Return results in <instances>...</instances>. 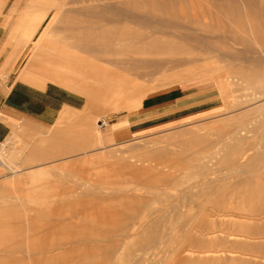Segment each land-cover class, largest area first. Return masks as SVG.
Returning a JSON list of instances; mask_svg holds the SVG:
<instances>
[{
    "label": "rangeland",
    "instance_id": "1",
    "mask_svg": "<svg viewBox=\"0 0 264 264\" xmlns=\"http://www.w3.org/2000/svg\"><path fill=\"white\" fill-rule=\"evenodd\" d=\"M33 1L0 0V86L61 77L28 71L56 115L0 143V264H264V88L238 75L264 80V0H173L163 29Z\"/></svg>",
    "mask_w": 264,
    "mask_h": 264
},
{
    "label": "crops",
    "instance_id": "2",
    "mask_svg": "<svg viewBox=\"0 0 264 264\" xmlns=\"http://www.w3.org/2000/svg\"><path fill=\"white\" fill-rule=\"evenodd\" d=\"M42 10L45 11V6L42 7ZM72 60L74 59H70L67 64L71 65ZM32 63L37 67L36 69H33V64H30L27 66H30L28 70L19 72L10 85L0 86V143L17 134L19 129L21 130L25 126L45 127L52 122L56 115L57 96L49 89L42 90L36 87V85L41 86L42 81L34 78L28 71H50V75L61 77L57 72L59 69L54 66L51 69H39L40 66L44 68L45 64ZM82 67L87 70L89 65L83 62ZM24 74L29 77L28 82L21 80ZM92 79L94 81L96 78ZM78 85L80 86V84ZM103 89L102 87L101 90ZM109 99L111 101L110 106H116L115 101L111 97Z\"/></svg>",
    "mask_w": 264,
    "mask_h": 264
},
{
    "label": "bare ground",
    "instance_id": "3",
    "mask_svg": "<svg viewBox=\"0 0 264 264\" xmlns=\"http://www.w3.org/2000/svg\"><path fill=\"white\" fill-rule=\"evenodd\" d=\"M33 1V0H32ZM37 2H38V0H36ZM35 1V2H36ZM45 1V0H44ZM51 1V0H50ZM49 1V2H50ZM88 2V1H91L92 3H93V1L94 0H53V2L51 1L49 4H47V2H45L46 4L44 5L41 1V3L45 6V10H48L49 8H53V10L54 9H56L57 7H61V6H69L70 4L69 3H75V2ZM96 1V0H95ZM94 1V2H95ZM98 1V0H97ZM123 2H124V5H125V7H117V9L114 11V14L112 15V19L115 21V23L116 22H122V21H127L126 23H135V24H139V25H144V26H147V27H155V28H158V29H160V28H162L163 29V27H166V26H177V21L175 20V18H174V11H172V9H169V5L171 4L172 5V2H173V0H122ZM35 2H34V4H35ZM40 2H38V3H40ZM38 3H36L35 5H36V7L35 6H33V8H37V6L39 5L40 7L42 6L43 7V5H41V3L40 4H38ZM67 4H69V5H67ZM33 5V4H32ZM92 5V4H91ZM170 5V6H171ZM71 6V5H70ZM80 7H81V5H80ZM82 7H85L86 8V6H83L82 5ZM172 7V6H171ZM72 8V7H71ZM61 9V8H60ZM109 9V8H108ZM52 10V11H53ZM74 10V9H73ZM86 11H87V9H85ZM91 10V9H90ZM104 10V9H103ZM50 11V10H49ZM59 11H61V10H59ZM59 11H58V13H59ZM137 11V12H136ZM156 11H159L160 12V15L158 16H155L154 15V13L156 12ZM46 12V11H45ZM45 12H43V13H45ZM56 12V11H55ZM55 12H50L51 13V16H52V13L53 14H55ZM136 12V13H135ZM139 12V14H137ZM33 14V13H32ZM42 14V13H41ZM60 14V13H59ZM135 14H137V15H135ZM158 14V13H157ZM38 15V14H37ZM65 15V14H64ZM33 16V15H32ZM47 16V15H46ZM54 16V15H53ZM56 16V15H55ZM59 16H61V14L59 15ZM75 16V15H74ZM74 16H73V18H74ZM34 18H35V16H33ZM37 17V16H36ZM62 17H63V14H62ZM66 17V16H65ZM64 17V18H65ZM92 17V16H91ZM211 17V16H210ZM237 17V16H236ZM239 17V16H238ZM30 18H31V16H30ZM38 18V17H37ZM52 18H54V17H52ZM51 18V19H52ZM64 18H62V19H64ZM68 18V17H67ZM95 18V17H94ZM107 18V17H106ZM60 19V18H59ZM66 19V18H65ZM64 19V20H65ZM85 19H87V18H85ZM31 20H34L33 18L31 19ZM30 20V21H31ZM64 20L62 21V22H64ZM68 20H70V19H68ZM263 20V19H262ZM57 21H60V20H57ZM80 21V20H79ZM237 21H239L240 23H244L245 24V21L244 20H241V19H238ZM249 21V20H248ZM31 22H33V24H32V26H34V21H31ZM30 22V23H31ZM70 22V21H69ZM100 22V21H99ZM61 23V22H60ZM87 23V22H86ZM114 23V24H115ZM129 23H128V25H129ZM217 23V22H216ZM239 23V24H240ZM253 23V22H252ZM64 24V23H63ZM69 24V23H68ZM88 24V23H87ZM244 24H242V25H244ZM251 24V23H250ZM29 25V24H28ZM66 25H67V23H66ZM73 25H75L74 23H73ZM127 25V24H126ZM138 25V26H139ZM253 25H256V27H257V29H264V22H261V21H259V20H255L254 21V24H252V26ZM90 26V25H89ZM132 26V25H131ZM245 26V25H244ZM30 27H31V25H30ZM35 27V26H34ZM67 27V26H66ZM93 27V26H92ZM96 27V26H95ZM114 26H112V28H113ZM123 27V26H122ZM126 27H129V26H126ZM133 27V26H132ZM132 27H130V28H132ZM243 27V26H242ZM32 28V27H31ZM78 28V27H77ZM99 28V27H98ZM123 28H125V27H123ZM134 28H136V25L134 26ZM63 29V28H62ZM104 29H105V27H104ZM133 29V28H132ZM168 29V28H167ZM174 29V28H173ZM125 31H126V29H124ZM128 30V29H127ZM131 30V29H130ZM25 31V30H24ZM52 31V30H51ZM50 31V32H51ZM80 31V29L78 30V33H80L79 32ZM90 31V30H89ZM92 31V30H91ZM104 31V30H103ZM105 31H106V29H105ZM116 31H118V30H116ZM132 31V30H131ZM138 31V30H137ZM160 31V30H159ZM259 31H261V30H259ZM62 32L64 33L65 31H63L62 30ZM73 32V31H72ZM98 32H99V30H98ZM102 32V31H101ZM119 33V35H118V38H122V36H126L125 34H124V32H122V31H118ZM128 32V31H127ZM161 32V31H160ZM215 32V31H214ZM75 33V32H74ZM142 33H143V31H142ZM212 33V32H211ZM260 33V32H259ZM52 34V33H51ZM99 34V33H98ZM130 34H132V33H130ZM129 34V35H130ZM219 34V33H218ZM235 34V33H234ZM71 35V34H70ZM77 35V34H76ZM79 35V34H78ZM259 35V34H258ZM60 36H62V34L60 35ZM88 36V35H87ZM94 36V35H93ZM253 36V35H252ZM67 37V36H66ZM66 37H65V40H66ZM128 37V36H127ZM130 37H136V36H130ZM141 37V36H140ZM233 37H235V38H237V40L238 39H240V38H238V37H236V36H233ZM259 37L260 38H264V36H262V34L260 33V35H259ZM57 38V37H56ZM59 38V40L61 41V39H60V37H58ZM62 38V37H61ZM71 38H72V35H71ZM81 38V36L79 37V39ZM86 38V37H85ZM85 38H83V39H85ZM95 38H97V37H95ZM138 38V37H137ZM242 38V37H241ZM63 39V38H62ZM73 39V38H72ZM100 39V38H99ZM123 39V38H122ZM133 39H135V38H133ZM144 39V38H143ZM220 39V38H219ZM39 40H40V38H39ZM38 40V41H39ZM82 40V39H81ZM80 40V41H81ZM97 40V39H96ZM101 40V39H100ZM124 40H125V38H124ZM127 40V39H126ZM139 40V39H138ZM159 40V39H158ZM75 41V40H74ZM73 41V42H74ZM76 41H77V39H76ZM94 41V40H93ZM93 41H91V42H93ZM140 41V40H139ZM138 41V42H139ZM145 41V40H144ZM160 41V40H159ZM165 41V40H164ZM171 41V40H170ZM67 42V41H66ZM89 42V41H88ZM137 42V41H136ZM175 42V41H174ZM215 42V41H214ZM80 43V42H79ZM79 43H76V44H79ZM106 43V42H105ZM161 43H162V41H161ZM164 43V42H163ZM175 43H177V42H175ZM213 43V42H212ZM124 45H126L127 46V48H128V45L127 44H125V43H123ZM132 44V43H131ZM134 44V43H133ZM132 44V45H133ZM183 44V43H182ZM182 44H181V46H182ZM99 45V44H98ZM108 45V44H107ZM112 45V44H111ZM149 45H151L150 43H149ZM158 45V44H157ZM162 45V44H161ZM161 45H159V47L161 46ZM165 45V44H164ZM173 45V44H172ZM166 46V45H165ZM177 46V45H176ZM185 46V45H184ZM183 46V47H184ZM224 46V45H223ZM43 47V46H42ZM84 47V46H83ZM115 47V46H114ZM138 47V46H137ZM154 47V46H153ZM169 47V46H168ZM182 47V48H183ZM221 47V46H220ZM225 47V46H224ZM38 48H39V46H38ZM41 48V47H40ZM119 48V47H118ZM130 48V47H129ZM156 48H157V46H156ZM170 48V47H169ZM169 48L167 49V50H169ZM178 48V47H177ZM186 48V47H185ZM184 48V49H185ZM86 49H87V47H86ZM110 49V48H109ZM134 49V48H133ZM155 49V48H154ZM161 48H159V50H160ZM218 49V48H217ZM41 50H42V48H41ZM43 50H44V48H43ZM125 50V49H124ZM137 50V49H136ZM153 50V49H152ZM166 50V49H165ZM186 50V49H185ZM220 50V49H219ZM223 50H226V49H223ZM232 50V49H231ZM52 51V50H51ZM51 51H49V52H51ZM151 51V50H150ZM161 51H163V50H161ZM178 51V50H177ZM181 51H182V49H181ZM45 52V51H44ZM46 52H48V51H46ZM116 52V51H115ZM183 52V51H182ZM53 54H56V53H54V52H52ZM107 53V52H106ZM133 53V52H132ZM152 53V52H151ZM162 53H164V52H162ZM174 53V52H173ZM172 53V54H173ZM58 54V53H57ZM95 54V53H94ZM110 54V53H109ZM175 54V53H174ZM178 54V53H177ZM239 54H241V53H237V52H235V55H239ZM141 55H143L142 53H141ZM61 56V55H60ZM146 56V55H145ZM57 57H58V55H57ZM149 57V56H148ZM147 57V58H148ZM166 58V57H165ZM186 58V57H185ZM63 59V58H62ZM142 59V58H141ZM145 61H147V60H145ZM152 61V60H151ZM119 62V61H118ZM122 62H124V61H122ZM126 62V61H125ZM124 64V63H123ZM147 64V63H146ZM160 64H162V62L160 63ZM138 65V64H137ZM142 67H143V65H142ZM143 68H145V67H143ZM240 70V69H239ZM239 70H237V73H238V71ZM96 71V70H95ZM241 72H242V70H241ZM238 75L239 76H241V78H243L244 80H245V82H247V84L248 85H250V86H253L254 88L255 87H259V89H263L264 88V80H263V75L262 76H258V78H260V77H262V80H260V79H258L257 78V76L255 75H252L251 73L250 74H243V73H241V75H240V72L238 73ZM256 90V89H255ZM66 112H67V110H65ZM63 112V111H62ZM61 112V113H62ZM64 113V112H63ZM72 117V116H71ZM186 130V129H185ZM88 131H89V129H88ZM94 131V133H95V129L93 130ZM93 134V133H92ZM91 138V137H90ZM92 140L94 139L93 137L91 138ZM258 144V143H257ZM257 181V180H256ZM232 233V232H231ZM230 236H232V235H230ZM233 237H235V235L233 236ZM239 237H240V235H239ZM260 239V238H259ZM235 240H239V239H235ZM245 239H243V241H244ZM247 240V239H246ZM250 240V239H249ZM248 240V241H249ZM261 240V239H260ZM240 242V241H239ZM245 243V242H244ZM243 245V244H242ZM227 250V249H226ZM201 251V250H200ZM213 251V250H212ZM211 251V252H212ZM216 251V250H215ZM221 251V250H220ZM225 251V250H224ZM223 251V252H224ZM231 251V250H230ZM237 251V250H236ZM203 252H205V250L203 251ZM217 252H218V250H217ZM222 252V251H221ZM222 252V253H223ZM228 252V251H227ZM233 252V251H232ZM199 253V252H198ZM207 253V252H206ZM220 253V252H219ZM221 253V255H223V254H225V252L222 254ZM229 253V252H228ZM236 253H238V251L236 252ZM243 254H244V252H242ZM200 254V253H199ZM207 254H210V253H207ZM216 254V253H215ZM218 254V253H217ZM216 254V255H217ZM248 254V253H247ZM246 254V255H247ZM195 255H197V254H195ZM201 255L203 256V253H202V251H201ZM212 255V254H211ZM219 255V257L221 256L220 254H218ZM231 255V254H230ZM229 255V256H230ZM236 255V254H235ZM240 255H242L241 253H240ZM245 255V254H244ZM253 255V254H252ZM199 256V255H198ZM213 256V255H212ZM226 256V255H225ZM227 256H228V254H227ZM226 256V257H227ZM206 257V256H205ZM214 257V256H213ZM222 257V256H221ZM220 257V258H221ZM238 257H240L239 255H238ZM242 257V256H241ZM240 257V258H241ZM245 257V256H244ZM247 257V256H246ZM248 257H251V255H249L248 254ZM247 257V258H248ZM253 257V256H252ZM256 257V256H255ZM255 257H253V259L255 258ZM229 258H232V256L231 257H229ZM223 259H224V256H223ZM234 259V258H233ZM237 259V258H236ZM242 259V258H241ZM259 258L258 257H256V260H254V261H257ZM220 260V259H219ZM218 260V261H219ZM230 260V259H229ZM216 261V260H215ZM224 261V260H223ZM232 261V260H231ZM239 261V260H238ZM224 263H226V262H224ZM223 263V264H224ZM255 263V262H254ZM252 264V263H251Z\"/></svg>",
    "mask_w": 264,
    "mask_h": 264
}]
</instances>
